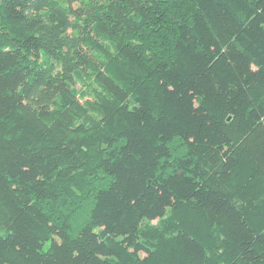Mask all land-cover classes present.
Masks as SVG:
<instances>
[{"label":"trees","instance_id":"trees-1","mask_svg":"<svg viewBox=\"0 0 264 264\" xmlns=\"http://www.w3.org/2000/svg\"><path fill=\"white\" fill-rule=\"evenodd\" d=\"M0 264H264V0H0Z\"/></svg>","mask_w":264,"mask_h":264}]
</instances>
